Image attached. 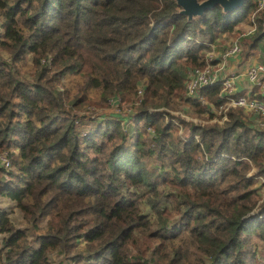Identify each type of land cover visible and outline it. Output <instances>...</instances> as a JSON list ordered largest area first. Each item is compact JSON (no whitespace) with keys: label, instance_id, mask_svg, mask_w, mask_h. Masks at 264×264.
<instances>
[{"label":"trees","instance_id":"1","mask_svg":"<svg viewBox=\"0 0 264 264\" xmlns=\"http://www.w3.org/2000/svg\"><path fill=\"white\" fill-rule=\"evenodd\" d=\"M254 7L0 0V264H264V123L184 86Z\"/></svg>","mask_w":264,"mask_h":264},{"label":"built area","instance_id":"2","mask_svg":"<svg viewBox=\"0 0 264 264\" xmlns=\"http://www.w3.org/2000/svg\"><path fill=\"white\" fill-rule=\"evenodd\" d=\"M264 8V0H255V7L250 12L249 28L240 35L235 36L230 43L221 50L211 48L205 53L208 59H214V65H205L203 67H187L185 70V91L188 96L197 98L200 102H204L203 97L199 94L198 89L202 86L219 82L221 87L219 95L225 99V104L218 109L221 111V119L225 118V110L227 106H241L246 111L255 114V118L259 123H264V62H255L245 65L240 72H236L234 68L227 70V63H231L230 59H237L241 52V44L239 36L251 33L256 28L255 17L257 13ZM246 80L245 94H238L236 91V81L240 77ZM258 88L253 91V87ZM259 93L262 97H258ZM0 165L7 166L8 160L5 153L0 154Z\"/></svg>","mask_w":264,"mask_h":264},{"label":"water","instance_id":"3","mask_svg":"<svg viewBox=\"0 0 264 264\" xmlns=\"http://www.w3.org/2000/svg\"><path fill=\"white\" fill-rule=\"evenodd\" d=\"M177 12L187 20L201 16L206 10L219 6L223 12H231L243 5L244 0H174ZM261 33L264 34V17L261 22Z\"/></svg>","mask_w":264,"mask_h":264},{"label":"rangeland","instance_id":"4","mask_svg":"<svg viewBox=\"0 0 264 264\" xmlns=\"http://www.w3.org/2000/svg\"><path fill=\"white\" fill-rule=\"evenodd\" d=\"M249 16H250V12H249V15H248V20L247 19L245 21L244 20H241L239 22V24L234 28V30L235 29L240 30V33L238 35H240L242 32H245L249 28V25H250ZM254 31H255V29H254ZM254 31H252L251 33H253ZM235 36H237V35H232V34H229V33L228 34L223 33L222 35L220 34V37L217 38V41H215V43L218 44L217 46H218L219 49L224 48L225 46H227L230 43V41ZM239 37H241V36H239ZM251 55L252 56L253 55H257L256 56V59L257 60L264 61V51L262 49H260V48H259V50H257L256 52H254ZM251 55H249V56H251ZM244 65H245V63L243 64V63H240L239 62L237 64V67H235V66L230 65V63L228 62L226 68H227L228 71H230L232 69V67H235L236 68V69L234 68L235 71L236 72H240L243 69V66ZM0 204L3 205L4 207H7V208L11 209L9 211L10 217L12 218V220H13L14 223H16V224L19 223V221H20V214H19V212L15 208L14 209L12 208L11 202H9L8 200H6V198H0ZM71 264H81V263H71Z\"/></svg>","mask_w":264,"mask_h":264},{"label":"crops","instance_id":"5","mask_svg":"<svg viewBox=\"0 0 264 264\" xmlns=\"http://www.w3.org/2000/svg\"><path fill=\"white\" fill-rule=\"evenodd\" d=\"M256 56L257 55H251V56H248L246 59H244V60H240L241 59V57H240V55H239V57H237V59H230L229 61L231 62L230 63V65H232V66H235V67H237V64L240 62V63H245V65H247V64H250V63H255V62H258L259 60H257L256 59ZM259 62H264V61H259ZM245 65L243 66V67H245ZM235 67H232V68H235ZM236 69V68H235ZM240 77V76H239ZM246 80H245V78H243V77H240L239 79H238V81H236V91H237V93L239 94V93H243V94H245L246 92H247V89H246Z\"/></svg>","mask_w":264,"mask_h":264}]
</instances>
